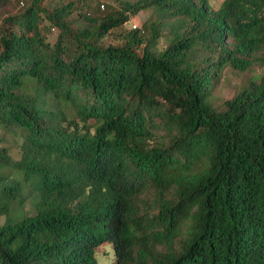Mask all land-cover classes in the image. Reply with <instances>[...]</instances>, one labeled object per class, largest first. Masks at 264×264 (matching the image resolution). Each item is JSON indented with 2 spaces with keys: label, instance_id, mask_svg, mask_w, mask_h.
Instances as JSON below:
<instances>
[{
  "label": "trees",
  "instance_id": "trees-1",
  "mask_svg": "<svg viewBox=\"0 0 264 264\" xmlns=\"http://www.w3.org/2000/svg\"><path fill=\"white\" fill-rule=\"evenodd\" d=\"M22 1L0 0V264L104 243L111 264H264V0Z\"/></svg>",
  "mask_w": 264,
  "mask_h": 264
},
{
  "label": "rangeland",
  "instance_id": "rangeland-1",
  "mask_svg": "<svg viewBox=\"0 0 264 264\" xmlns=\"http://www.w3.org/2000/svg\"><path fill=\"white\" fill-rule=\"evenodd\" d=\"M212 10H216L223 0H208ZM143 13L133 17L129 23L130 28H137L141 24ZM262 69L258 65L252 67L244 73H235L229 68H224L221 71V81L218 88L213 92V95L208 98V102L212 105L217 104L221 98L231 96L236 90L241 89L247 81L256 80L261 75ZM2 218H0L1 223ZM96 260L98 264H111L112 251L110 244L104 243L96 249Z\"/></svg>",
  "mask_w": 264,
  "mask_h": 264
},
{
  "label": "built area",
  "instance_id": "built-area-1",
  "mask_svg": "<svg viewBox=\"0 0 264 264\" xmlns=\"http://www.w3.org/2000/svg\"><path fill=\"white\" fill-rule=\"evenodd\" d=\"M18 5L21 7L23 5V1L22 0H18Z\"/></svg>",
  "mask_w": 264,
  "mask_h": 264
}]
</instances>
